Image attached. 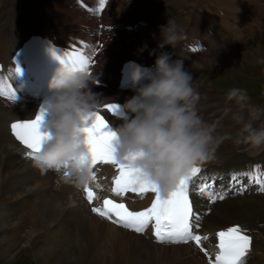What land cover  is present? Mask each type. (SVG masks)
I'll use <instances>...</instances> for the list:
<instances>
[{
    "label": "clouds",
    "instance_id": "1",
    "mask_svg": "<svg viewBox=\"0 0 264 264\" xmlns=\"http://www.w3.org/2000/svg\"><path fill=\"white\" fill-rule=\"evenodd\" d=\"M158 49L166 45L175 48L184 39L172 21L161 29ZM156 55L155 74L147 83L140 66L132 63L131 81L134 95L121 106L127 118L116 128L114 155L119 163L138 170L139 180L155 185L161 197H167L193 166L214 158L222 140L215 124L207 123L199 114L200 93L193 86V75L182 60L171 62L166 51L153 50ZM97 77L87 70L74 71L58 67L48 83L51 95L45 101L49 114L43 125L47 139L32 159L42 173L54 171L64 183L77 189L93 184V168L85 135L81 131L92 123L93 115L105 99L93 92ZM227 102L241 109L249 97L243 89L232 88ZM261 110L251 109L248 122L243 124L236 143L250 150L264 149V126L255 127Z\"/></svg>",
    "mask_w": 264,
    "mask_h": 264
},
{
    "label": "snow or ice",
    "instance_id": "2",
    "mask_svg": "<svg viewBox=\"0 0 264 264\" xmlns=\"http://www.w3.org/2000/svg\"><path fill=\"white\" fill-rule=\"evenodd\" d=\"M105 0H100V8L104 7ZM55 55V53H53ZM60 59V57H57ZM61 63L74 71L87 70L94 61L79 53H68L62 58ZM20 72L19 67L15 73ZM0 95H7L9 99H15V92H6L0 89ZM118 105L109 103L103 106L108 112H115ZM43 110L34 119L29 121H18L11 124V130L15 138L25 146L28 151L25 155L34 158L42 143L47 139V133L41 131ZM108 129V124L100 110L92 117V123L82 129L85 135V145L89 150L93 168V182L97 181L95 169L98 165H111L116 174L112 178L111 192L115 197L124 198L127 194H135L139 198H145L147 194H154L149 207L133 211L123 202L116 199L105 198L100 206H93L92 212L99 215L122 228L143 234L151 226L157 243H188L195 245L204 252L209 259V264H245L246 257L251 250V237L245 234L240 226H231L216 233L217 243L214 259L203 247V242L209 239L208 235H199L195 229L199 228L200 216L193 210L190 199V184L196 187V178L202 172V167L195 165L190 174L182 178L176 188L167 197H161L155 185L139 180L136 169L119 163L115 158L113 141L115 133ZM238 174H233L236 180ZM251 175V174H249ZM259 184V191L264 192V182L253 176ZM96 188H101L97 182ZM210 185H201L197 190L203 192ZM84 193L87 201L92 204L99 197L92 187L86 185ZM210 202L215 203L217 199L223 200L224 196L210 193Z\"/></svg>",
    "mask_w": 264,
    "mask_h": 264
},
{
    "label": "bare ground",
    "instance_id": "3",
    "mask_svg": "<svg viewBox=\"0 0 264 264\" xmlns=\"http://www.w3.org/2000/svg\"><path fill=\"white\" fill-rule=\"evenodd\" d=\"M217 4L230 8L236 13V19L233 22L232 34L241 41V46L245 49L250 45V34L241 36L245 15L251 0H216ZM244 20V21H243ZM198 69V68H197ZM134 94L128 97L123 95L104 92L102 99H118L126 101ZM251 117L248 118L250 120ZM264 124V120L261 121ZM234 123L222 124L221 129L217 130L220 137L229 135ZM240 130L233 132L239 135ZM225 141V140H224ZM223 141V142H224ZM230 144H227L229 147ZM248 148V147H247ZM249 151H252L248 148ZM233 151H236L235 147ZM222 154H225L223 152ZM7 169L0 166V184L5 179ZM0 195V203L3 199H15L18 193L11 188H3ZM41 217L35 221L28 230L23 227L24 221H17L16 215L11 213H0V255L7 260H12L21 255L30 254L39 262L48 264H171L177 258L181 251L174 249L164 256L155 247L148 253H145L141 242L127 236L124 231L115 230L110 234L106 225L99 223L94 233L89 234L86 242L82 245L74 239L72 234L61 237L60 240L54 239L49 234L42 236L33 242L31 239L40 231L49 227L56 219L59 211H51L48 207L41 205ZM32 216L23 219L29 222ZM24 236V237H22Z\"/></svg>",
    "mask_w": 264,
    "mask_h": 264
},
{
    "label": "rangeland",
    "instance_id": "4",
    "mask_svg": "<svg viewBox=\"0 0 264 264\" xmlns=\"http://www.w3.org/2000/svg\"><path fill=\"white\" fill-rule=\"evenodd\" d=\"M248 38H250V45L247 46V48H245L246 49L245 51L256 57V59L254 60L257 64L264 65L263 63H261L264 62V44H257L256 41L252 39L250 36ZM260 71L263 72V70ZM257 74L260 75L261 77H264L263 73L258 72ZM209 75L211 76L213 83L216 85V87L218 86L219 88H223L228 91L232 88H240L245 90L248 89L253 91L264 90V85L259 86V84H257L255 81H252L245 77H239L235 79V82H229L226 81L225 79L220 78L219 75L216 74V72ZM0 264H48V263L39 262L35 260V258L30 254L28 255L24 253V255L16 257L12 260H7L6 258L0 255Z\"/></svg>",
    "mask_w": 264,
    "mask_h": 264
}]
</instances>
